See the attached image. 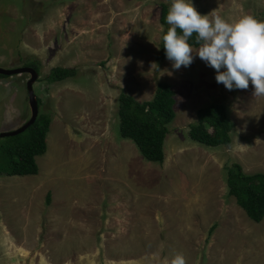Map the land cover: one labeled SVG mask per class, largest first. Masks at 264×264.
<instances>
[{
    "label": "rangeland",
    "instance_id": "rangeland-1",
    "mask_svg": "<svg viewBox=\"0 0 264 264\" xmlns=\"http://www.w3.org/2000/svg\"><path fill=\"white\" fill-rule=\"evenodd\" d=\"M162 2L169 10L172 0H0V66L36 58L38 111L51 115L38 171L0 175V264H171L177 254L186 264H264V217L249 218L225 181L232 161L264 171V97L254 96L251 81L246 90L217 83L196 52L179 69L166 54L157 61ZM192 3L210 18L264 21V0ZM53 65L77 72L49 81ZM28 75L0 76V131L30 114ZM158 80L175 92L161 162L120 136L117 116L120 91L148 99ZM211 101L226 103L234 121L226 144L187 134L196 109ZM6 139L0 136V155ZM81 201H101L95 218L83 220L94 227L93 242L62 217L82 210Z\"/></svg>",
    "mask_w": 264,
    "mask_h": 264
},
{
    "label": "trees",
    "instance_id": "trees-1",
    "mask_svg": "<svg viewBox=\"0 0 264 264\" xmlns=\"http://www.w3.org/2000/svg\"><path fill=\"white\" fill-rule=\"evenodd\" d=\"M168 5L161 3L159 20L164 25L159 41L160 61L166 54L163 36L167 33L166 21ZM178 33L180 30L177 29ZM182 34V33H181ZM192 46L196 43V34L189 38ZM23 64L33 66L39 72L36 58H24ZM77 72L74 66L53 65L46 74L49 81L62 80L74 76ZM4 76V74H0ZM174 90L168 81L158 80L152 96L138 100L131 94L120 91L117 98L118 132L120 136L130 138L137 146L142 156L147 160L161 162L164 158L163 143L168 132L167 124L173 119ZM38 106L41 99L38 95ZM195 119L188 124V136L197 142L208 146L226 144L231 140L234 121L229 116L226 103L211 101L199 106ZM51 122L48 111H38L35 120L23 131L7 136L1 143L0 175L34 174L38 171L35 156L46 149V133ZM226 185L228 194L254 221L264 217V171L246 172L237 161L225 165ZM49 202V192L46 194ZM214 227H210L209 231Z\"/></svg>",
    "mask_w": 264,
    "mask_h": 264
},
{
    "label": "clouds",
    "instance_id": "clouds-1",
    "mask_svg": "<svg viewBox=\"0 0 264 264\" xmlns=\"http://www.w3.org/2000/svg\"><path fill=\"white\" fill-rule=\"evenodd\" d=\"M166 21L170 27L163 36V44L166 57L175 69L189 66L196 52L216 70L217 83L228 90H246L251 81L254 96L264 97V21L253 16L235 21L220 15L210 18L202 15L192 0H172ZM193 34L199 45L197 49L188 42ZM222 68L226 70L221 71ZM171 264H186V260L177 254Z\"/></svg>",
    "mask_w": 264,
    "mask_h": 264
},
{
    "label": "water",
    "instance_id": "water-1",
    "mask_svg": "<svg viewBox=\"0 0 264 264\" xmlns=\"http://www.w3.org/2000/svg\"><path fill=\"white\" fill-rule=\"evenodd\" d=\"M13 73H28V77L25 81L26 91H27V101L30 109V114L28 118L20 124L18 127L6 131H0V136H10L15 135L23 131L28 125H30L36 118L38 113V102L36 94L33 90V82L38 77V71L31 65H18L15 67H2L0 66V74L8 75Z\"/></svg>",
    "mask_w": 264,
    "mask_h": 264
},
{
    "label": "crops",
    "instance_id": "crops-1",
    "mask_svg": "<svg viewBox=\"0 0 264 264\" xmlns=\"http://www.w3.org/2000/svg\"><path fill=\"white\" fill-rule=\"evenodd\" d=\"M24 121V120H22ZM17 125V124H16ZM36 158V157H35ZM104 177V176H103ZM92 183V182H91ZM94 184V183H93ZM92 184V185H93ZM109 188L108 184H107V177H106V182H104V188ZM97 202H101V201H81V204L79 206H83V209L82 210H77V211H73V210H69L67 211V215H63L62 214V217L64 218V221L66 222H70V225L73 224H78L81 226L82 230L84 231V237L85 235H88V234H92V242H93V231H94V227L93 225L90 223V225L88 224V220L87 221H83L84 220V217H87V216H90V218H95V210H96V203ZM104 202V201H103ZM74 205L72 204V207ZM78 206V207H79ZM108 206L111 207V206H116V204H112V201H108ZM77 207V206H75ZM85 207H87V210H85ZM102 209V208H101ZM101 209L98 207V212H102ZM106 209V208H105ZM109 209V208H108ZM106 209V210H108ZM100 210V211H99ZM72 212V218H70L69 220H72V221H67L66 218L68 216V214ZM74 217H77V220H75ZM54 219H58V218H54ZM75 220V221H74ZM52 223H55V222H52ZM62 225V224H61ZM63 227V226H62ZM84 243L81 242L80 244ZM89 243V242H87ZM93 244V243H92Z\"/></svg>",
    "mask_w": 264,
    "mask_h": 264
}]
</instances>
